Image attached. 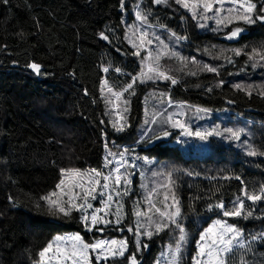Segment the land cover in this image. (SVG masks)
<instances>
[{"label":"trees","instance_id":"16d2710c","mask_svg":"<svg viewBox=\"0 0 264 264\" xmlns=\"http://www.w3.org/2000/svg\"><path fill=\"white\" fill-rule=\"evenodd\" d=\"M251 2L257 4V12L264 4V0ZM123 4L122 8L121 0H0V264H35L52 237L64 232L78 234L85 243L125 238L124 256L108 258L105 264H128L126 257L132 253L139 264H154L164 247L174 248L179 230L171 226L150 239L135 234L138 220L145 224L135 212L146 210L144 196L152 186L157 207H162L165 192L171 197L174 191L179 201L187 239L178 264H192L199 234L214 219L235 225L246 245L252 236L264 233V200L253 202L242 194L244 189L259 194L264 188L260 154L264 153V59L253 56L254 50L264 53V26L236 20L235 11L231 22L218 24L215 8L221 5L217 4L206 20L193 19L192 12L174 0L167 5L153 0H123ZM235 8L223 4L220 16H229L228 10ZM134 11L147 16V22L139 24L153 39L147 46L153 56L164 51L178 54L161 55L159 60L161 70L177 84L142 80L144 51L133 55L137 49L129 42L136 40ZM236 27L242 32L235 40L228 39ZM101 32L109 39H102ZM155 36L168 45L167 50ZM148 62L153 64L149 57ZM32 63L41 65L39 75L28 69ZM205 65L217 72L204 70ZM133 77H138L133 89L124 91ZM109 87L122 95L117 98ZM166 98L185 110L183 123L192 131L217 130L223 135L207 140L181 135V130L160 121ZM114 123H123L125 130L116 131ZM228 128L240 130V139L230 138L224 131ZM162 129L171 134L155 139ZM123 145L148 164L143 169L146 178L132 176L128 195L120 196L119 224L97 225L104 230L89 231L78 211L64 216L41 199L67 200L56 186L63 178V187H70L73 176L62 177V169L103 171L105 157L109 152L116 157ZM249 150L257 155H248ZM169 172L174 181L171 191L161 187L168 183ZM53 192L55 196L50 195ZM239 200L244 201L245 214L252 213L247 219L225 217L216 207L223 203L231 210ZM128 221L131 226L135 223L129 234L123 227ZM135 239L147 248L137 251ZM242 257L245 264H264V239L252 242V251L237 248L231 264H241ZM90 259L92 264H103Z\"/></svg>","mask_w":264,"mask_h":264},{"label":"snow or ice","instance_id":"6c2138e0","mask_svg":"<svg viewBox=\"0 0 264 264\" xmlns=\"http://www.w3.org/2000/svg\"><path fill=\"white\" fill-rule=\"evenodd\" d=\"M174 2L191 11L193 19H209L210 17H208L207 13L213 12L214 5L219 4L221 5V7L215 8V14L218 24L224 23L225 20L231 22L233 18L231 13H233V11H235L234 18L236 20H240L248 24L256 23L258 21L264 22V4L260 5L259 12H257V4L252 3L251 0H232V3L237 5V7L235 9H229L228 11L230 15L225 17L220 16L224 0H192L191 3L189 2V0H174ZM153 3L157 5H167L169 3V0H153ZM123 6V0H121V7L123 8ZM136 17L142 23L147 22V16L143 15L140 11L136 12ZM200 26L203 27L204 25L201 24ZM137 32H139L138 36ZM241 32L242 29L236 27L228 34L227 38H237ZM172 35L175 36V33H173ZM100 36L104 40L109 39V37L103 32L100 33ZM133 36H136V40L129 41L130 43H132V46L137 49V51H135L133 55L139 56L141 50L153 44V39L149 38V33L147 31L136 29L135 31H133ZM154 39L158 41L165 50L168 49V45L164 44V42L160 40L159 36H155ZM176 39L183 40L186 39V37H176ZM137 40L139 41V43H137ZM240 54L241 52L239 50L235 51V55L239 56ZM161 55L177 56L178 54L174 51H164L163 53H157L155 56H153L152 51L149 49L148 57L153 60V64L149 65L148 73H145L142 70L140 75L143 76L146 80L162 79L170 81L172 85L177 84L178 81L175 78L169 76L165 71L161 70L159 64ZM255 55H259L261 59H264V53H256L254 50L253 56ZM253 56H250V59L253 58ZM29 67L37 75L40 74L41 65L32 63L29 65ZM204 70L209 72H217V69L215 67H210L208 65L204 66ZM104 71L108 72L109 69L104 68ZM116 71L120 72L121 70L117 68ZM192 74L195 75V73ZM137 79L138 77H133L132 83H129L124 91L133 89V84L136 83ZM104 84L105 86H107V81H105ZM235 87L239 89L241 88V85L237 84L235 85ZM208 90L211 91V89ZM108 91L117 98L122 95V93L113 92L111 87L108 88ZM248 94L251 95V92H249ZM261 95H264V93H261ZM108 102L110 103L111 101ZM197 111L207 112L208 109H197ZM152 122L155 123V120H153ZM164 122L169 123L172 128L181 129V135L195 136L200 140H207L211 135H223V133L217 130H213L212 132H193L186 123H183L180 120H174L172 115H169ZM113 127L118 132H122L125 130V125L123 123L119 124V126L114 123ZM224 131L230 134V138L236 140L240 139V130L234 131L233 129L228 128ZM170 134L171 133L167 129H162L161 134L154 135L155 139L159 140L162 137H168ZM148 139L151 140L152 137H148ZM247 154L250 156H255L257 155V152L255 150H249ZM260 154L264 155V153ZM112 155L114 154L109 152V156ZM118 155L121 157V160L118 162L119 165L124 166L126 164V161H124L123 159L124 152H121ZM105 160V167H108V165L111 164L112 161L108 160V157H105ZM132 166L135 167L134 164ZM66 174L76 178L75 182L70 187L65 188L63 187L65 185V180L62 178L56 187L57 189L61 190L64 196L67 197V200L58 203L57 201L51 200L49 196L42 197L41 199L47 201L51 205H55L57 211L62 213L64 216H69L73 210L82 212V221L89 231H92L93 229H96L97 231H103V228H97L96 226L98 224L113 223V221L106 218L109 214L116 216V224L120 223L121 209L123 206L119 203V200H114L113 193L116 197L127 195L128 185H130L131 181L130 179H128V176H126L124 173H121L119 166L113 168L107 174H105L102 170L97 169H91L85 172H81L79 169H62L61 176L63 177ZM101 181H103V183H101ZM110 181L111 184L109 183ZM171 185H174V181L172 180V173L169 172L168 183L166 185H161V187L171 191ZM99 189H106L108 191H99ZM153 193L154 190L149 192V195L145 198L148 202V208L146 210H137L135 212V215L138 218H143L145 220L144 225H141L138 220L135 234L137 235V237L147 236L150 239L153 234L158 235L160 232L165 231L169 227L175 226V228L179 230V236L175 241L174 248L171 245L169 247L170 255L172 256V264H178L182 246L187 239L185 228L180 222L181 209L179 207V201L176 198L174 191L171 192V197L169 196L168 192H165L163 201H161L162 207H157L152 200ZM242 194L248 200L253 202L264 200V188H261L259 194H249L247 189H244ZM50 195L55 196L56 192H53ZM97 195L101 196V203L103 204V207L94 209L90 200L96 199ZM105 197L106 199H104ZM170 200L171 202H169ZM77 201H79V203H77ZM113 203L116 204L114 212H105L104 216L99 215V213L104 212L105 209H111ZM211 207L212 206L210 205L209 210H211ZM216 207L222 210L223 216L225 217L243 216L245 219H247L248 216L252 215L251 211L245 214L243 200H239L231 210H229L223 203L216 205ZM87 209H92V212L88 213ZM141 228H143V231H141ZM128 231H133V229L129 228ZM242 235L243 233L235 225H229L226 221L217 220L212 227H209L205 233H202L200 235L197 256L193 258V264H231L232 257L235 254L237 248L252 251V242L264 239V233L259 236H252L251 241L246 245L245 242L241 240ZM113 245H119V247L113 248L111 247ZM52 247L53 245L50 243L39 253L42 261L45 257V254L48 253ZM140 247L147 248V244L141 245L140 240L137 239V251H139ZM125 251H127L126 240H100L96 243H85L79 235H76L72 238L71 252L65 255V259L70 260L71 264H92L89 255L90 252H96L95 258L99 262L101 260L106 261L109 256L123 257ZM126 259L128 261V264H139L135 253L130 254L128 257H126ZM241 264H245V262L243 261V257L241 260Z\"/></svg>","mask_w":264,"mask_h":264},{"label":"rangeland","instance_id":"374dc122","mask_svg":"<svg viewBox=\"0 0 264 264\" xmlns=\"http://www.w3.org/2000/svg\"><path fill=\"white\" fill-rule=\"evenodd\" d=\"M223 4H230L232 6H236L237 7V5L232 3V0H224ZM217 5H219V4H217ZM133 24H134L135 30L136 29L141 30V26L139 24V20L136 17L135 11L133 12ZM138 35H139V32H137V36ZM135 39H136V37H135ZM235 39L236 38H234L232 40H235ZM137 43H139L138 40H137ZM143 51H144V61H143V64H142V70L145 73H148L149 62H148V49H147V47L144 48ZM141 78H142L143 81H147L143 76H141ZM157 80L160 83H162V79H157ZM165 101H166L165 108L162 110V114H161L162 117H161L160 121H162V120L165 121L169 115H172L174 120H180L181 122H184L185 121V116H184L185 115V110L180 108L181 105L172 104V103H170L168 101L167 98L165 99ZM189 119L193 120V116H189ZM193 123H195V121H193ZM150 124H151V121H150L148 127L150 126ZM168 125H170V124L168 123ZM173 129L181 130L179 128H173ZM195 131L196 130H194L193 132H195ZM144 134L142 136H144ZM125 150H126V146L125 145L120 147V152L119 153L124 152L123 159H124V161H126V164L124 166H120L121 173H124L126 176H128V179H130V181H131L132 176H134V175L137 176L138 178H142V180L144 178H146L144 176L143 169H144L145 165L148 164V162L143 158L142 155H137L135 152H127ZM118 158L121 159V157L119 155H117L116 157H113V156L108 157V160L112 161V163L109 164L110 167H109V165H108V167H105L106 160H104L103 172L105 174H107L109 171H111V169L114 166V161L116 159H118ZM133 164L135 165V167L132 166ZM75 179L76 178H74V177L69 178L68 184H71V183L73 184L75 182ZM101 183H103V181H101ZM109 183L111 184V181ZM154 188L155 187L152 186L151 191H153ZM99 191L107 192L108 190L99 189ZM128 193H129V185H128ZM148 195H149V193L147 195H145L144 198H146ZM154 195H155V193H153V196ZM113 196H114V200H119V203L121 204L120 196L116 197L114 193H113ZM121 196H123V195H121ZM104 199H106V197ZM101 200H102V198L99 195L96 196V199L90 200L92 205H93L94 202H96L98 204V207H94V205H93L94 209L103 207V204L101 203ZM77 203H79V201ZM144 207L146 209L148 208L147 200H146V204L144 205ZM115 208H116V204L113 203L112 206H111V209H105L104 212L99 213V215L100 216H104L105 212H114ZM87 211H88V213H91L92 209H87ZM78 212L80 213V216H81V219H82L83 213L80 212V211H78ZM106 218L108 220L113 221V223H109V225H116V223H115L116 216L115 215L109 214ZM217 220H221V219H214V220L210 221L209 224L200 232L199 237H198V239H197V241L195 243V253H194L193 258L197 256L198 242L200 240V235L202 233H205L206 230L209 227H212ZM221 221H224V220H221ZM98 225L106 226L107 224H98ZM134 225H135V223L131 226L129 221L127 222V224L123 225V227L126 230L127 234L131 233V231H128V229L132 228ZM76 235H78V234H76L74 232H64V233H60V234L54 235L52 237L51 241L46 245V247H47L51 243L53 245V247L49 250L48 253L45 254V257L43 258V261L41 260V257H39V260L35 264H71L70 260H66L65 259V255L69 254L71 252L72 238L74 236H76ZM111 240L121 241V240H126V239L125 238H119V239H110V240H105V241H111ZM135 241L137 242V239H135ZM96 242H94V243H96ZM111 247L118 248L119 245H113ZM89 255H90V257H92L93 259L96 260V258H95L96 257V252H90ZM120 257L121 256H116V258H120ZM109 258H113V257L109 256ZM193 258H192V264H193ZM101 261L103 262V264H105V260H101ZM154 264H172V256L170 255V250L167 249L166 247H164L160 251V253L156 256Z\"/></svg>","mask_w":264,"mask_h":264},{"label":"built area","instance_id":"2783aa9c","mask_svg":"<svg viewBox=\"0 0 264 264\" xmlns=\"http://www.w3.org/2000/svg\"><path fill=\"white\" fill-rule=\"evenodd\" d=\"M120 160H121V159L118 158V159H116V160L114 161V166H113V168L118 167V166L120 167V165H119V163H118ZM113 168H112V169H113ZM112 169H111V170H112Z\"/></svg>","mask_w":264,"mask_h":264},{"label":"water","instance_id":"95a60500","mask_svg":"<svg viewBox=\"0 0 264 264\" xmlns=\"http://www.w3.org/2000/svg\"><path fill=\"white\" fill-rule=\"evenodd\" d=\"M258 23L260 24V25H263L264 26V22H259L258 21ZM28 69L30 70V71H32L34 74H36L29 66H28Z\"/></svg>","mask_w":264,"mask_h":264}]
</instances>
